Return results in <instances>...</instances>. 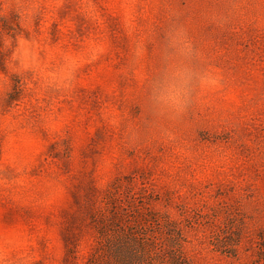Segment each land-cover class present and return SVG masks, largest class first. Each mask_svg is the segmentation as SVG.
<instances>
[{"label": "rangeland", "instance_id": "obj_1", "mask_svg": "<svg viewBox=\"0 0 264 264\" xmlns=\"http://www.w3.org/2000/svg\"><path fill=\"white\" fill-rule=\"evenodd\" d=\"M173 22L196 75L156 117L131 52ZM114 193L134 264H264V0H0V264H88Z\"/></svg>", "mask_w": 264, "mask_h": 264}, {"label": "clouds", "instance_id": "obj_2", "mask_svg": "<svg viewBox=\"0 0 264 264\" xmlns=\"http://www.w3.org/2000/svg\"><path fill=\"white\" fill-rule=\"evenodd\" d=\"M156 64L151 75L144 71L146 50L137 43L131 52L134 70L147 89L146 104L156 117L177 118L187 107L196 75L190 63L194 48L187 28L178 22L164 30L155 50ZM207 84L205 76L200 77ZM70 77L53 79L51 86H66Z\"/></svg>", "mask_w": 264, "mask_h": 264}, {"label": "trees", "instance_id": "obj_3", "mask_svg": "<svg viewBox=\"0 0 264 264\" xmlns=\"http://www.w3.org/2000/svg\"><path fill=\"white\" fill-rule=\"evenodd\" d=\"M109 203L108 212L95 216L94 226L97 229L99 247L88 264H100V254L110 252L112 264H134L148 259L151 241L147 234L135 228L138 224L151 220V214H137L128 218V210L124 208L117 195ZM145 262V261H144Z\"/></svg>", "mask_w": 264, "mask_h": 264}]
</instances>
